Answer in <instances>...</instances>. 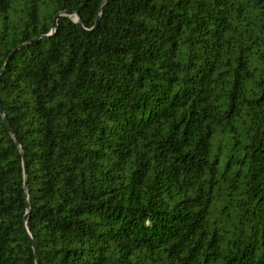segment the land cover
Returning a JSON list of instances; mask_svg holds the SVG:
<instances>
[{
	"label": "trees",
	"instance_id": "16d2710c",
	"mask_svg": "<svg viewBox=\"0 0 264 264\" xmlns=\"http://www.w3.org/2000/svg\"><path fill=\"white\" fill-rule=\"evenodd\" d=\"M101 3L0 0V264H264V0Z\"/></svg>",
	"mask_w": 264,
	"mask_h": 264
},
{
	"label": "water",
	"instance_id": "95a60500",
	"mask_svg": "<svg viewBox=\"0 0 264 264\" xmlns=\"http://www.w3.org/2000/svg\"><path fill=\"white\" fill-rule=\"evenodd\" d=\"M106 1H107V0H102L101 6H100V9H99V12H98V17H97V19H96V24H95V26L97 25V23H98V21H99V16H100L101 10H102L103 6L106 4ZM65 15H66V16H69L65 11H64V12H60V13L58 14V16H65ZM58 16H57V17H58ZM57 17L54 19L53 27H55ZM75 19L77 20V21H76L77 25H78L80 28L83 29V27H82V25H81V23H80V21H79L77 15H75ZM0 115H1L2 120H3L5 126H6V128H7V130H8V133L10 134V136L12 137V139L14 140L15 144L18 146V143H17L15 137L13 136V133H12V131H11V129H10V126L8 125L7 120H6L5 116L3 115V110H2L1 102H0ZM18 147H19V146H18ZM19 151H20V153H21V157H22V169H23V177H24V189H25V194H26L27 171H26V168H25L24 155H23L22 149H21L20 147H19ZM27 210H29V206H28V204H27ZM27 235H28V238H29V240H30V243H31L32 249H33V251H34L35 264H39V257H38V253H37L36 245H35L34 241L32 240L31 236L28 234V232H27Z\"/></svg>",
	"mask_w": 264,
	"mask_h": 264
}]
</instances>
